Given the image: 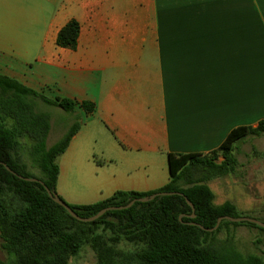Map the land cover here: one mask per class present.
I'll return each instance as SVG.
<instances>
[{
	"label": "crops",
	"instance_id": "obj_1",
	"mask_svg": "<svg viewBox=\"0 0 264 264\" xmlns=\"http://www.w3.org/2000/svg\"><path fill=\"white\" fill-rule=\"evenodd\" d=\"M71 20L75 49L57 44ZM0 70L76 103L52 105L81 123L58 158L60 194L72 175L87 186L68 202L153 191L170 153L203 155L264 120V0H0Z\"/></svg>",
	"mask_w": 264,
	"mask_h": 264
},
{
	"label": "trees",
	"instance_id": "obj_2",
	"mask_svg": "<svg viewBox=\"0 0 264 264\" xmlns=\"http://www.w3.org/2000/svg\"><path fill=\"white\" fill-rule=\"evenodd\" d=\"M79 33V22L71 20L59 31L57 44L75 49ZM39 101L66 111H74L76 104L68 98L46 97L0 74V238L7 254L0 264H70L86 245L94 250L97 264H264V227L227 219L214 231L193 224L212 228L221 216H244L231 201L215 204L206 182L236 173L241 166L239 144L249 135H264V120L256 127L235 128L224 145L203 155L170 153L169 182L156 190L117 191L95 203H68L80 216L90 217L139 197L178 191L194 204L195 217L186 198L176 194L137 201L129 208L109 210L94 221L83 222L56 203L45 188L56 192L58 158L81 123L74 122L60 140L48 146L52 115L38 109ZM81 105L91 113L95 109L92 102ZM4 163L20 175L42 180L45 186L18 177ZM31 168H39L41 176ZM243 226L257 231L252 240L256 251L241 249L235 230Z\"/></svg>",
	"mask_w": 264,
	"mask_h": 264
},
{
	"label": "rangeland",
	"instance_id": "obj_3",
	"mask_svg": "<svg viewBox=\"0 0 264 264\" xmlns=\"http://www.w3.org/2000/svg\"><path fill=\"white\" fill-rule=\"evenodd\" d=\"M0 71L5 73L3 70ZM38 109L50 112L52 115L54 131L52 132L51 138L47 141L48 146H51L52 143H56L60 140L67 132L66 130L70 128L73 122V116L69 113H65L56 118L55 109L42 101H39ZM86 121L87 118L82 116V123ZM89 146H91V148L98 147L99 143L92 140L89 142ZM263 153L264 135H249L239 144L238 158L241 166L236 173L214 177L206 182L214 193L213 201L215 204L231 201L237 205L244 216L264 219ZM31 172L38 177L42 174L39 168H31ZM82 179L83 178L76 175L67 177L66 180L60 184L61 188L62 184L64 187L62 194L56 190L57 194L67 203H70L68 202L69 200H67L70 195H74L76 199H80L83 193L87 191V186L83 183ZM235 231L241 249L244 251H256L252 243V240L257 235L255 229L243 226L236 228ZM6 255L7 254L1 248L0 238V258L6 259ZM9 264H12V262H9ZM70 264H97L96 254L90 246L86 245L71 259Z\"/></svg>",
	"mask_w": 264,
	"mask_h": 264
},
{
	"label": "water",
	"instance_id": "obj_4",
	"mask_svg": "<svg viewBox=\"0 0 264 264\" xmlns=\"http://www.w3.org/2000/svg\"><path fill=\"white\" fill-rule=\"evenodd\" d=\"M5 167L10 171L12 172L13 174L17 175L18 177L22 178V179H25V180H28V181H38V182H41L44 186V182L38 178H32V177H25L23 175H20L18 174L17 172H15L13 169H11L7 164H5ZM49 196L56 202L58 203L59 205L63 206L74 218H76L77 220L79 221H83V222H90V221H94L96 219H98L99 217H101L103 214H105L107 211L109 210H122V209H126V208H129L131 207L132 205H134L135 202L137 201H141V202H147V201H150V200H153L155 199L156 197L158 196H162V195H182L186 198V201L187 203L191 206L192 210H193V215L192 217H195V206L194 204L191 202V200L185 196L184 193L182 192H178V191H164V192H156V193H153L149 196H146V197H139V198H136V199H133L130 203H128L127 205H122V206H109V207H106V208H103L101 209L97 214L93 215V216H90V217H82L80 216L79 214H77L75 212V210H73L70 205L65 201L63 200L58 194L57 192L55 191H52L50 190L47 186H45ZM230 220V221H233V222H241V221H248V222H252V223H255V224H258L262 227H264V221L260 220V219H257L255 217H251V216H240V217H234V216H221L218 218L217 220V223L214 227L212 228H206L204 227L203 225H200L198 223H193V224H196V225H199L202 229L204 230H207V231H214L216 230L221 222L223 220ZM192 223V222H191Z\"/></svg>",
	"mask_w": 264,
	"mask_h": 264
}]
</instances>
